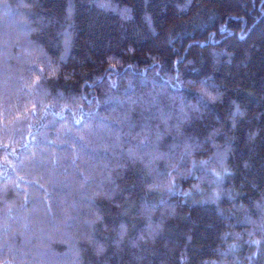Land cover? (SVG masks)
Listing matches in <instances>:
<instances>
[{
    "label": "trees",
    "instance_id": "16d2710c",
    "mask_svg": "<svg viewBox=\"0 0 264 264\" xmlns=\"http://www.w3.org/2000/svg\"><path fill=\"white\" fill-rule=\"evenodd\" d=\"M0 264H264V0H0Z\"/></svg>",
    "mask_w": 264,
    "mask_h": 264
}]
</instances>
